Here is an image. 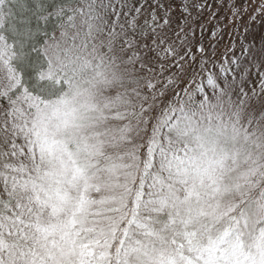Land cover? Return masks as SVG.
Instances as JSON below:
<instances>
[{
	"label": "snow or ice",
	"instance_id": "snow-or-ice-1",
	"mask_svg": "<svg viewBox=\"0 0 264 264\" xmlns=\"http://www.w3.org/2000/svg\"><path fill=\"white\" fill-rule=\"evenodd\" d=\"M189 16L0 0V264H264V46Z\"/></svg>",
	"mask_w": 264,
	"mask_h": 264
},
{
	"label": "rangeland",
	"instance_id": "rangeland-1",
	"mask_svg": "<svg viewBox=\"0 0 264 264\" xmlns=\"http://www.w3.org/2000/svg\"><path fill=\"white\" fill-rule=\"evenodd\" d=\"M185 1L187 11L191 12L188 23L195 29L193 43H202L205 47L210 43L217 45L218 52H223L229 44L238 47L241 42L254 52L264 46V10H261L264 0H206L204 5L203 0H164L174 28L185 17V6L179 7L176 3ZM131 2L129 0L130 5ZM213 32L216 33L215 40L211 37Z\"/></svg>",
	"mask_w": 264,
	"mask_h": 264
},
{
	"label": "trees",
	"instance_id": "trees-1",
	"mask_svg": "<svg viewBox=\"0 0 264 264\" xmlns=\"http://www.w3.org/2000/svg\"><path fill=\"white\" fill-rule=\"evenodd\" d=\"M51 2H53V0H49V3H51ZM187 1H185L184 3H176V5L177 6H179V7H183L184 8V6H185V3H186ZM202 3H203V5H204V3L206 2V0H203V1H201ZM175 4V1H174V3L172 4V5H174ZM190 4V3H189ZM197 13H198V11H197ZM200 20V18L197 20V21H195L193 24H196L198 21Z\"/></svg>",
	"mask_w": 264,
	"mask_h": 264
}]
</instances>
